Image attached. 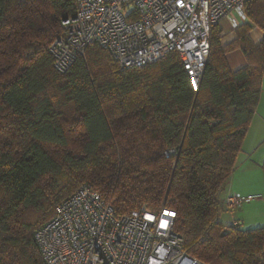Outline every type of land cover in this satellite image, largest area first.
Segmentation results:
<instances>
[{
  "label": "trees",
  "instance_id": "obj_1",
  "mask_svg": "<svg viewBox=\"0 0 264 264\" xmlns=\"http://www.w3.org/2000/svg\"><path fill=\"white\" fill-rule=\"evenodd\" d=\"M75 9V0H0V264H45L35 232L82 184L119 215L176 210L185 250L205 264H264V227L219 220L260 102L264 0L246 4L229 43L213 27L198 90L176 52L122 69L91 45L61 72L51 46ZM235 50L247 62L238 70Z\"/></svg>",
  "mask_w": 264,
  "mask_h": 264
},
{
  "label": "built area",
  "instance_id": "obj_2",
  "mask_svg": "<svg viewBox=\"0 0 264 264\" xmlns=\"http://www.w3.org/2000/svg\"><path fill=\"white\" fill-rule=\"evenodd\" d=\"M75 1V14L62 21L67 35L51 46L61 72L91 45L110 51L122 69L176 52L198 90L213 27L228 16L245 20L251 0ZM254 199L228 196L226 204L237 209ZM177 217L176 210L165 207L119 215L92 185L82 184L35 232V240L45 264H205L185 250L175 229Z\"/></svg>",
  "mask_w": 264,
  "mask_h": 264
},
{
  "label": "crops",
  "instance_id": "obj_3",
  "mask_svg": "<svg viewBox=\"0 0 264 264\" xmlns=\"http://www.w3.org/2000/svg\"><path fill=\"white\" fill-rule=\"evenodd\" d=\"M235 19L242 21V18L235 16ZM232 16L225 17L220 26L222 32V43L227 44L236 37L235 29L237 23ZM254 40L258 41L262 38L263 32L259 27H254L252 32ZM228 62L230 67L235 70L238 67H244L246 61L243 55L238 51L228 54ZM234 67V68H233ZM238 70V69H236ZM264 163V79L262 83V92L257 110L252 118L248 133L244 139L242 150L236 161V168L225 188L226 198L228 196H248L253 191H258L256 183L253 181L256 173L259 177L262 171L261 165ZM258 178V177H257ZM223 192L221 194V197ZM257 199V198H256ZM224 200V201H225ZM250 203V202H248ZM244 204V203H243ZM241 204L239 207H241ZM247 204V203H246ZM238 207V208H239ZM228 208V207H227ZM236 224V222H234Z\"/></svg>",
  "mask_w": 264,
  "mask_h": 264
},
{
  "label": "rangeland",
  "instance_id": "obj_4",
  "mask_svg": "<svg viewBox=\"0 0 264 264\" xmlns=\"http://www.w3.org/2000/svg\"><path fill=\"white\" fill-rule=\"evenodd\" d=\"M236 51L240 52L245 58L241 50H236ZM245 61H246V58H245ZM242 67H238L236 69H240ZM263 164L261 165L262 171H261L260 177L256 173H253L254 175L253 181L256 183V186L258 187V191H253L252 193L255 199L251 201L250 203L245 202L241 207L237 209L227 208L226 205L224 204V207L222 206L220 209L221 211H220L219 220L221 223H223L226 226H234V222H236L237 226L241 229L264 227V170H263ZM221 198L225 200L226 198L225 190L223 191V195Z\"/></svg>",
  "mask_w": 264,
  "mask_h": 264
}]
</instances>
